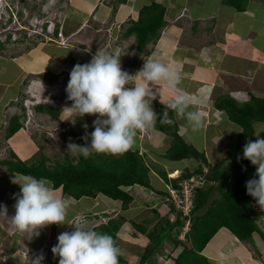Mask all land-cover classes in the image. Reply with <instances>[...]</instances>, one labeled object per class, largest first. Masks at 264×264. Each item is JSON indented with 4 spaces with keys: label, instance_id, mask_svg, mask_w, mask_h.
Segmentation results:
<instances>
[{
    "label": "crops",
    "instance_id": "crops-1",
    "mask_svg": "<svg viewBox=\"0 0 264 264\" xmlns=\"http://www.w3.org/2000/svg\"><path fill=\"white\" fill-rule=\"evenodd\" d=\"M231 1L235 4L242 2V0ZM152 4L164 7L166 26L161 30L160 38L149 43L145 51L139 54L136 35L126 36L128 35L126 32L139 20L141 10ZM65 16L66 24L68 23L65 38L72 36L73 41L81 39L80 33L90 26V21L93 19L95 21L96 19L110 20L122 25L121 29L126 34L122 37V51H126L127 54L122 52L124 54L121 62L127 60L128 63L131 62L129 67L134 68L131 74H135L142 68L144 60L149 59L160 60L178 71L181 81L175 91L169 89L165 82L147 84L140 81L138 77L136 79V83H143L144 87L157 91L156 100L163 106H166L165 104L169 103L176 94L190 93L196 89L200 94H204V89H208L210 100L208 104L202 106L198 103V106L192 105L189 108V110L197 111L199 109L200 114L201 109H204V114H201L203 127L200 130L207 139L215 138L219 132L225 134L220 130L225 124H228L230 130H234L226 131V133L234 136L240 133L237 128H233L236 125L228 119L227 115L216 109L214 102L218 97H232V92H245L248 95L245 101L240 102L234 99L239 103H246L253 97L258 98L257 93H264V0H246L243 10L230 6L224 0H73ZM8 39L6 44L0 40V204L7 206L8 215L11 216L15 211L14 194L20 189L18 185L11 183L13 174L8 173L7 166L1 162L13 160V156H16L19 151L26 156L24 159L29 160L38 150L35 144L36 139L32 137L30 129L26 131L27 128L23 126L24 116L18 114L22 109L18 102L19 96L26 84L25 93L27 94L37 90L47 91V89L52 91L62 89L63 92L73 66L89 62L93 54L88 48L89 43H86L87 48L82 50L73 45L65 47L44 43L32 50H24L19 55H10L7 54L9 52L7 47L11 43V38ZM131 46L135 47L136 54L135 51L134 54L129 52ZM252 76L254 80L249 79ZM216 90L221 93L214 99L213 92ZM152 108H155L154 101ZM39 113L50 116L40 111ZM206 115L212 118L210 124H207ZM174 116L181 137H193L195 133L190 131L185 118L175 113ZM17 118L20 128L9 134L12 121ZM83 119L81 124L87 123L92 127L94 120L89 117L87 119V116ZM213 122L219 124H212ZM69 123L78 135L84 137L85 128L79 125L78 118ZM152 130L156 132V135L154 140L149 142L143 141L137 132L132 150L139 151L142 155L148 154L152 165L168 166L165 155L171 146L172 138L155 128ZM216 131L217 133H214ZM221 139L225 141L227 138ZM85 142L88 143L86 140ZM199 151L205 153L207 157L208 150L206 151L205 145ZM24 159L21 160L24 161ZM174 163L179 166H169V168L182 176L181 168L189 162ZM156 170L162 169L157 167ZM169 171L171 170L167 172ZM155 179L153 177L152 181L151 178L152 185L154 188L161 186L156 187L155 190L163 195L139 186L125 188L124 190L133 198L132 204L127 209L122 208L121 202L104 195H98L96 198L84 197L80 200L69 197L70 206L67 210L66 224L45 226L39 230L38 237L31 238L30 234L18 233L5 218H0V240L5 238L8 240L10 257H16V255L20 257V245L33 251L48 247L50 236L56 238L65 232L68 226H72L78 218L86 214L87 218H92L89 226L101 222L104 218L110 220L122 216L126 219V223L117 236L116 245L127 264H140L149 246L150 233H156L157 230L159 233L167 231L170 228L168 224L176 221L171 217H175L172 210L169 209L170 211L167 212V204L162 198L165 199L166 186L172 185L166 181L164 183L161 179ZM54 189L56 195L66 197L62 188ZM261 219H264V209L254 212V220L258 224L259 231L250 241L239 240L229 229L223 227L213 236L201 254L211 264H264V223ZM84 227L88 229L87 226L84 225ZM142 229L145 232H142ZM176 233L177 231L172 232L170 240L176 238ZM170 240L164 242L145 264H177L176 259L180 256L183 247L176 246ZM57 242L51 244L49 248L52 249ZM178 242H185L181 234ZM51 249L45 250L49 254V259L54 256ZM54 258L58 264L59 258ZM23 263L16 260L14 262V264Z\"/></svg>",
    "mask_w": 264,
    "mask_h": 264
},
{
    "label": "trees",
    "instance_id": "trees-1",
    "mask_svg": "<svg viewBox=\"0 0 264 264\" xmlns=\"http://www.w3.org/2000/svg\"><path fill=\"white\" fill-rule=\"evenodd\" d=\"M224 1L236 9L245 8L243 2L246 0L238 4L232 3L231 0ZM164 18V7L152 4L141 10L139 20L127 30L126 36L136 35L139 54L145 51L149 43L160 38L161 30L166 26ZM214 104L216 109L224 112L232 123L242 128L241 133L237 135L236 145L227 152L228 157L217 164H211L205 153L200 152L181 137L174 113L169 111L173 123L159 122V114L165 111L166 106L154 100V110L158 114V121L153 128L172 138L165 158L171 162L195 159L204 165L195 172L185 171L179 180H171L164 170H157L161 178L166 183H171L172 188H179L178 181L189 179L197 174L204 175L207 182L196 192L195 207L190 216L191 227L185 234L186 241L178 242L180 235L178 230H182L188 218L172 207L176 221L168 224L170 228L167 231L159 233L157 230L156 233H150L149 237L153 238L156 235V240L147 247L140 264H145L164 242L170 240L173 231H177L178 235L170 241L176 246L183 247L180 256L176 259L177 264H211L201 253L223 227L229 229L241 241H250L259 231L258 224L254 220L253 204L256 201L247 194L245 186L246 181L255 178L256 168L242 157L243 146L248 140H253L256 135L255 124L264 123V99L253 97L246 103H239L230 96H220ZM38 110L52 117L58 116V111L50 106H39ZM19 128L17 118L12 121L9 134ZM79 143L80 146H84L82 142ZM238 153H241L240 160L237 159ZM13 157L11 161L1 162L7 166L8 173H23L49 179L53 182L54 188H62L64 196L76 200L104 195L121 202L122 208L127 209L132 204L133 198L124 190L125 188L139 186L163 195L152 185L151 166L146 163L139 151L132 149L119 155L93 152L88 158L80 152L77 157L67 155L63 161H57L54 164L44 155L41 156L40 162L33 164L23 162L16 156ZM205 167L207 169H204ZM164 195L167 196V194ZM125 223L126 219L120 216L96 226L94 230L110 234L116 241ZM142 232L145 230L142 229ZM119 264H127L121 255Z\"/></svg>",
    "mask_w": 264,
    "mask_h": 264
},
{
    "label": "clouds",
    "instance_id": "clouds-1",
    "mask_svg": "<svg viewBox=\"0 0 264 264\" xmlns=\"http://www.w3.org/2000/svg\"><path fill=\"white\" fill-rule=\"evenodd\" d=\"M54 3L52 1L50 5ZM22 15L21 12V18ZM50 23L55 22L44 24L48 33ZM56 27L55 37L58 38ZM120 57L118 52L98 50L89 62L74 65L69 73L65 91L71 106L64 109L71 113L73 121L85 115L96 116L92 122L94 130L86 131L83 137L85 140L90 137V144H69L73 149H79L85 158L93 152L119 155L129 151L136 142L137 131L152 127L158 121V114L152 108L157 91L136 83L137 77L147 84L165 82L173 91L180 84V73L160 60H144L142 68L130 74L122 69ZM165 105V111L159 114L160 123H173L171 111L185 118L192 133L203 127L200 112L189 110L185 95L176 94ZM83 127L87 130V123ZM255 136V140H248L243 146L242 159L250 161L256 168L255 178L246 181L245 186L247 194L256 201L254 212H258L264 209V137ZM11 183L20 189L14 194V215L9 216L7 206L0 204V218H5L16 232L30 234L33 238L38 237L39 230L45 226L66 224L70 198L56 195L51 180L15 173ZM256 204L261 208L256 209ZM72 226L71 232L58 235V242L51 249L54 257L59 258L58 264H119L121 253L110 234L87 229L82 224ZM44 260L41 251L28 258V264H43Z\"/></svg>",
    "mask_w": 264,
    "mask_h": 264
},
{
    "label": "rangeland",
    "instance_id": "rangeland-1",
    "mask_svg": "<svg viewBox=\"0 0 264 264\" xmlns=\"http://www.w3.org/2000/svg\"><path fill=\"white\" fill-rule=\"evenodd\" d=\"M54 1V5H50L51 2ZM107 1V0H106ZM42 2V3H41ZM73 0H1L0 1V40L6 44V42L9 40L8 38H11V43L8 45V50L9 52L7 54L10 55H16L24 52V50H32L36 48L37 46L41 44H55V45H62V46H77L80 50L83 48H87L86 43H89L88 48L92 52L93 55L98 50H104L109 53H112L120 48V51L118 52L121 57L120 61L122 60V37L125 35V31L123 29L118 28V25H120L118 22L110 21V20H99L96 19V21L93 19L90 21V26L84 29L80 33L81 39L78 41H73L72 36L66 37V26H68L67 22V17L65 16V13ZM244 4L246 3L243 2ZM13 10L15 13L16 17L10 18V13L9 8ZM23 13L22 18L20 16V13ZM46 13V14H45ZM45 14V15H44ZM42 20L50 21V22H55L56 23V32H59L58 38H52L50 37L48 31H40L41 26L39 25ZM20 23L21 26L24 27V30H19L18 23ZM47 26L49 24H46ZM125 26V25H124ZM109 30V31H108ZM26 32V33H25ZM31 33L32 34V39L27 41V34ZM60 33H62V38L60 40ZM114 36L112 37V35ZM22 35V37H21ZM43 35H45L43 37ZM49 36V37H48ZM43 37V38H41ZM118 37V38H116ZM121 37V39H120ZM41 38V39H40ZM49 38H52L51 40ZM14 39H19L18 41H15ZM21 39V40H20ZM57 40V41H56ZM120 40V43H119ZM60 41V42H59ZM124 42V41H123ZM62 43V44H61ZM120 45H119V44ZM82 44V45H81ZM84 44V45H83ZM119 45V46H118ZM135 51V47L131 46L129 48V52L133 53ZM136 54V51L134 52ZM133 53V54H134ZM129 61L121 62L122 69L126 70L130 74L134 70L133 67H129L131 64L128 63ZM251 80H254V76L249 78ZM29 85V84H28ZM27 90V84L25 88L22 91V94L19 96L18 102L19 106L22 108L19 110L18 114L20 113V116H24V124L26 131H29L30 129L31 133L33 134V138L36 139L35 144L37 145V153L33 155L29 160H26V156L23 154V152H18L16 154L17 158L19 160L24 159L23 162H27L28 164H33V163H38L41 160V156H47L51 163L54 164L57 161H63L67 155L69 156H74L77 157L80 154L79 149H73L69 144H76L80 146L79 142H82L83 145L85 146L86 144H90V137L86 140L88 143L85 142L82 136L78 135V132L72 127V125L69 123V121H72V118H70L71 113L68 112L65 107H70L71 106V101L67 99V94L66 91L64 90L62 92V89L52 91L47 89L45 90H40V91H32L31 93H25ZM199 90L196 89L194 92L190 93H183V95L186 96V98L189 101V106H198L202 104V106L207 105L208 102L210 101L208 98V89H204L205 93L200 94L198 92ZM262 91V89L260 90ZM221 93V91L216 90L213 92V98L218 96V94ZM231 94V93H229ZM245 92H232V97L235 98L236 100L242 102L248 99V95ZM210 96H212L210 94ZM258 98H264V93L259 92L256 94ZM215 103V102H214ZM50 106L52 108H55L58 111V116L57 117H50L48 115H44L39 113L36 109H38L39 106ZM199 111V109H198ZM63 114V115H62ZM201 114H204V109H201ZM225 114V113H224ZM91 120H95L96 116L94 115H85ZM58 118V119H57ZM205 118H207V124L211 123L212 118L210 115H206ZM84 119L83 118H78V123L79 125L82 123ZM212 124H219L218 122H213ZM234 124V123H233ZM84 125V124H81ZM236 125V124H234ZM237 126V127H236ZM234 126L233 128H237V130L241 133L242 128L239 127L238 125ZM80 127V126H79ZM256 127V135H259L261 137H264V123H257L255 124ZM82 128H84L82 126ZM152 127L146 128V129H141L138 130V135L141 137V139L145 142H149V140H154V136L156 135V132H153ZM94 129L91 126H88L87 130L84 131V136L86 131L88 133H91ZM203 130V129H202ZM221 131L225 132L221 133L219 132L215 138L212 139H207L206 136H204L203 132L199 130L195 134H193V137L190 136V138H183L188 144L194 146L196 149H202V146L205 145L206 151L208 150L207 157L208 160L211 162V164H217L222 160V158L228 157V153H226V150L231 149L233 146L236 145V136L230 135L229 133H226V131H234L233 129L230 130L228 127V124L222 125L220 128ZM42 131V132H41ZM150 131V132H149ZM149 132V133H148ZM214 133H217L214 132ZM238 133V134H240ZM40 134V135H39ZM225 135V136H224ZM227 138L225 141L222 140L221 138ZM206 138V139H205ZM256 139V136L254 137L253 140ZM154 142V141H153ZM220 142V143H219ZM218 143L220 145H218ZM69 146V147H68ZM35 150V148H33ZM201 152V151H200ZM228 152V151H227ZM242 153V152H241ZM241 153H238L237 156H240ZM141 154V152H140ZM142 155V154H141ZM143 156L145 158L146 163L151 166V173L150 177H153L157 179H161L160 174L156 170V168H161L162 170L166 171L167 176L169 179H174L172 177L171 173L173 170L169 168L171 167H177L179 165L175 164L174 162H170L166 160L167 165H152L150 163V158L148 157V154L143 153ZM22 161V160H21ZM186 165H183L184 168H181V172L185 171H190V172H195L198 168L202 165L199 161H196L195 159H190L187 160ZM171 164V165H170ZM173 165V166H172ZM167 168V169H166ZM204 169H207L206 167ZM168 170H171L167 172ZM15 174V173H14ZM198 175V174H197ZM180 174L174 179L178 180L180 178ZM164 182V180H163ZM165 183V182H164ZM163 183V184H164ZM155 184V183H154ZM157 184V183H156ZM164 186V185H162ZM157 188H160L161 186H156ZM155 187V188H156ZM170 188L172 186H166V189L168 190V193L166 192L167 195L170 194ZM174 189V188H173ZM155 194V193H153ZM164 200V197H162ZM165 201V200H164ZM166 204V203H165ZM172 206L170 204H167V212H169ZM87 214L85 216H82L76 220L78 225H85L89 226V221L92 220V218H86ZM173 220L175 221L176 216L173 217ZM262 222H264V219H261ZM105 221L101 220V222H98L97 224H103ZM75 224V222H74ZM73 224V225H74ZM92 226V225H91ZM91 226L88 227V229H91ZM191 227V222L190 219L186 221L185 226L182 228L181 231L178 230V232L182 235L184 241H186L185 234L189 232ZM72 226H68L67 230L65 232H71ZM178 232L176 233L178 235ZM56 238H51L49 237V245L48 247H44L41 250L38 251H33L30 248H23V246L20 245L19 248V255H16V257H10V251L8 250L10 248V244L8 240L5 238V240H0V264H14L15 260L17 262H24L23 264H28V258L30 254H34L37 252L42 251L43 254H47L45 250L51 249L49 248L51 244L57 241ZM156 235H154L153 238H149V243L148 245H152L154 243V240H156ZM28 253V254H26ZM48 256L45 257V261L49 259V254ZM52 256V253L50 254ZM10 257V261L8 262V258ZM20 258V260H18ZM7 260V262L5 261ZM22 260V261H21ZM47 263V262H45ZM50 264H57L54 256L51 257L50 259Z\"/></svg>",
    "mask_w": 264,
    "mask_h": 264
},
{
    "label": "built area",
    "instance_id": "built-area-1",
    "mask_svg": "<svg viewBox=\"0 0 264 264\" xmlns=\"http://www.w3.org/2000/svg\"><path fill=\"white\" fill-rule=\"evenodd\" d=\"M9 10H10L9 12H11L10 13V18H11V16L12 17H16V15L13 12V10L11 9V7L9 8ZM47 22H49V21H46V20H42L41 21V28H40L41 32L45 31L44 24L47 23ZM17 23H18L19 30H24V27L21 26L18 21H17ZM55 26H56V23H50V25L48 27L50 37H52L54 39L56 38L55 37ZM121 27H122V25H118L119 30L121 29ZM24 31H26V30H24ZM27 35L28 36H27L26 40L27 41L31 40L32 39V37H31L32 34L28 33ZM62 35L63 34L60 33V40L62 38ZM44 36L45 35H43V37ZM113 36H114V34L112 35V37ZM21 37H22V35H21ZM52 38H49V39L51 40ZM116 38H118V37H116ZM14 40L18 41L19 39H14ZM119 51H120V48H118L115 51V53H117ZM205 171L207 172V170H205ZM206 182H207V180H206V177L204 175H194V176H192L189 179H185L183 181H180L179 184H178L179 188H174V189L170 188V194L165 196V199H164L165 203L166 204H170V206L174 207L176 210L181 212L184 217L190 218L191 213H192V211H193V209L195 207L196 192H197V190L199 188L203 187L206 184ZM255 207H256V209L261 208L258 204H256ZM103 220L105 221L104 223L108 222L107 218H104ZM74 225H78V223L75 222ZM98 225L99 224H95L94 223V225L91 227V229H94ZM40 252H37V253H34V254H38ZM26 254H28V253H26ZM34 254H30L29 258H31ZM44 255H45V257L48 256L47 254H44ZM45 262H47V263H45ZM43 264H50V259H48L46 261L44 260Z\"/></svg>",
    "mask_w": 264,
    "mask_h": 264
},
{
    "label": "bare ground",
    "instance_id": "bare-ground-1",
    "mask_svg": "<svg viewBox=\"0 0 264 264\" xmlns=\"http://www.w3.org/2000/svg\"><path fill=\"white\" fill-rule=\"evenodd\" d=\"M171 174L173 178H176L179 175V172H171Z\"/></svg>",
    "mask_w": 264,
    "mask_h": 264
}]
</instances>
